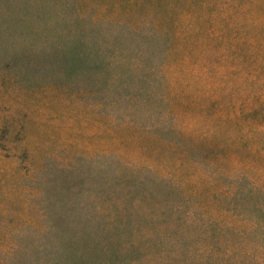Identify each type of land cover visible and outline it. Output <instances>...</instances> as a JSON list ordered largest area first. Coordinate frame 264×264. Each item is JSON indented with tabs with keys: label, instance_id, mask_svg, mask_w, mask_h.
Segmentation results:
<instances>
[{
	"label": "rangeland",
	"instance_id": "374dc122",
	"mask_svg": "<svg viewBox=\"0 0 264 264\" xmlns=\"http://www.w3.org/2000/svg\"><path fill=\"white\" fill-rule=\"evenodd\" d=\"M209 1L0 0V264L264 261L235 233L205 234L209 217L232 222L225 175L254 166L264 182V136L242 146L238 135L261 61L253 31L242 23L213 40L221 24L217 4L202 8ZM195 23L203 34L193 38ZM241 37L240 52L230 45ZM157 40L160 55L146 49ZM119 55L124 66L111 63ZM125 69L171 106L153 102L142 116L112 104L107 75ZM169 108L185 111L176 120Z\"/></svg>",
	"mask_w": 264,
	"mask_h": 264
},
{
	"label": "trees",
	"instance_id": "16d2710c",
	"mask_svg": "<svg viewBox=\"0 0 264 264\" xmlns=\"http://www.w3.org/2000/svg\"><path fill=\"white\" fill-rule=\"evenodd\" d=\"M213 2L216 5L217 13L220 15V34L217 35L214 32H209V36L213 40H219L223 38V41L226 35L231 32L234 28L237 30L241 27L242 23L250 26V31H253V36H250L249 46L251 57L260 60L261 64H252L251 65V86L256 89V92L253 94L247 110V114L250 116L251 121L249 125L238 133L240 136L239 143L242 146H246L242 139H250V137H255V134H262L264 136V75L260 76L261 71L264 73V0H210L209 2H204L201 4L202 8L208 9L209 3ZM197 16H193L195 19ZM235 23L237 25H235ZM196 24V23H195ZM227 26H232L233 28H228ZM240 30V29H239ZM254 31H256L254 33ZM159 34V39L162 38V34ZM203 34L200 24H196L188 32L189 36L193 38ZM146 35L142 34L141 38L146 39ZM181 37V34H178V38ZM242 38V37H241ZM206 39L208 36L206 34ZM127 44V43H126ZM160 41L157 40L156 43L147 44L146 49H153L156 55H160L162 52H159ZM246 44V40L242 38L238 44L230 47H233L237 51H242V47ZM128 45V44H127ZM236 52V51H235ZM118 57V56H117ZM121 56L111 62L114 66L121 65L124 66L120 60ZM110 63V64H111ZM109 64V65H110ZM70 69H74L75 63ZM88 73L96 72V68L93 64H89L87 69ZM128 69L123 70L122 73L109 74L107 75V82L110 88L108 92V97L112 104L120 103L125 108H137V112L146 116L148 114H154L158 108H150V104L153 102H166L171 106V101L168 100L166 96H163L162 93H154L150 91L153 87L148 81V76H142L139 78H134L133 76L127 75ZM152 81V80H151ZM140 107V108H139ZM185 108H169L168 114H170L174 119L181 115V112H184ZM161 115V113L159 112ZM258 116V122L254 120V117ZM5 122H0V129L3 128ZM255 124V125H254ZM158 133L163 134V128L161 124H157ZM254 131H257L254 133ZM168 134H175L179 138L180 132L171 128L167 130ZM164 135V134H163ZM156 144L162 141L161 136L157 135L155 137ZM254 140L251 138V142ZM169 149H174L175 147H181L184 151H190L182 146L178 142L168 141L166 143ZM177 148V149H178ZM257 152V154L262 157L264 160V146ZM184 153V152H183ZM240 168L242 171H239L238 174L230 177L226 176V180H231L233 183L231 188L223 190L220 194V198L224 199L227 202V206L230 208H225L224 210L232 218V222L221 221L211 219L210 217L207 220L208 228L205 231L208 238L215 239L220 237L222 230L225 232H232L239 235L240 239L247 241L249 246L260 253L264 254V182L258 181L254 178L251 171L256 173V168L254 166H242ZM251 175V176H248ZM264 175V174H263ZM168 185V184H167ZM172 189L175 188L177 184L169 183ZM169 187V186H168ZM170 188V187H169ZM201 208V207H200ZM203 210V209H201ZM204 211V210H203ZM200 213V211H199ZM205 213V212H204ZM203 215V213H202ZM204 217V216H203ZM213 220V221H210ZM220 230V231H219ZM247 252V251H245ZM226 255L231 254V252H225ZM227 256V260L232 259V257ZM248 256V254H245ZM239 263L242 262L239 260ZM264 264V261L261 263Z\"/></svg>",
	"mask_w": 264,
	"mask_h": 264
}]
</instances>
